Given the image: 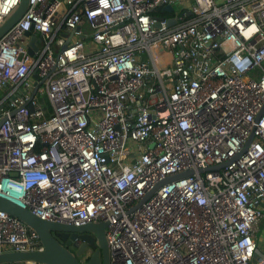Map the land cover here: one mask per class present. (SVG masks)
Instances as JSON below:
<instances>
[{
  "label": "built area",
  "instance_id": "1",
  "mask_svg": "<svg viewBox=\"0 0 264 264\" xmlns=\"http://www.w3.org/2000/svg\"><path fill=\"white\" fill-rule=\"evenodd\" d=\"M263 104L264 0H30L0 37V195L107 222L109 264H264ZM41 249L0 210V252Z\"/></svg>",
  "mask_w": 264,
  "mask_h": 264
},
{
  "label": "water",
  "instance_id": "2",
  "mask_svg": "<svg viewBox=\"0 0 264 264\" xmlns=\"http://www.w3.org/2000/svg\"><path fill=\"white\" fill-rule=\"evenodd\" d=\"M30 0H19V2L4 16L0 22V37L3 36L26 12L29 7ZM160 10L171 12V6H158L155 11ZM156 19H160L155 16ZM167 23L172 25L175 23L173 18L168 19ZM159 24L156 23L155 26ZM25 37H29L27 52L32 54L34 48V41L38 38L30 32H25ZM36 76V74L34 75ZM30 110L33 107L29 105ZM264 112V104L257 115V117ZM250 136L249 140H251ZM228 162L220 163L211 166L210 169H219ZM191 171H185L173 176H167L146 194L139 204L148 199L151 193L161 184L181 178L190 174ZM0 210L18 218L25 225L35 231L37 237L42 245L41 250L35 251H6L0 252V264H25V260H33L41 264H109V248L107 245L105 230L107 222L97 221L88 222L82 225H72L63 222H55L44 220L26 208H23L15 201L0 195ZM67 239L63 244L60 242ZM80 240L82 244L77 246L75 253L70 251L67 247L71 240ZM76 240V241H77ZM76 246V245H75ZM95 249L87 260L82 263L77 256H79L86 247Z\"/></svg>",
  "mask_w": 264,
  "mask_h": 264
},
{
  "label": "flooded vegetation",
  "instance_id": "3",
  "mask_svg": "<svg viewBox=\"0 0 264 264\" xmlns=\"http://www.w3.org/2000/svg\"><path fill=\"white\" fill-rule=\"evenodd\" d=\"M94 222H97V221H94ZM77 239H75V240H71L70 241V244L68 245V249L70 250V251H72L73 253H75L76 252V250H77V246H79V245H81L82 244V241H80V240H77ZM67 241V239H65V240H63V241H61L60 240V242L61 243H65ZM76 245V246H75ZM95 249H97V248H94V249H92V248H90L89 246L88 247H86L84 250H83V252L79 255V256H77V258L82 262V263H84L86 260H87V258L91 255V253L95 250ZM88 255V256H87Z\"/></svg>",
  "mask_w": 264,
  "mask_h": 264
},
{
  "label": "rangeland",
  "instance_id": "4",
  "mask_svg": "<svg viewBox=\"0 0 264 264\" xmlns=\"http://www.w3.org/2000/svg\"><path fill=\"white\" fill-rule=\"evenodd\" d=\"M218 1H220V0H218ZM263 224H264V220H263ZM263 230H261L260 231V233H259V236L261 237L262 236V234H263ZM260 241H261V243L263 244V246H264V238H260ZM262 244H261V246H262ZM262 252H264V248L262 247Z\"/></svg>",
  "mask_w": 264,
  "mask_h": 264
}]
</instances>
